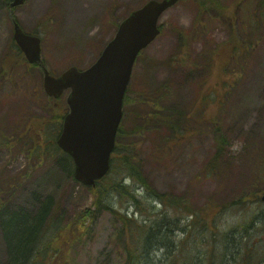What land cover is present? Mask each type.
I'll use <instances>...</instances> for the list:
<instances>
[{
    "label": "rangeland",
    "instance_id": "rangeland-1",
    "mask_svg": "<svg viewBox=\"0 0 264 264\" xmlns=\"http://www.w3.org/2000/svg\"><path fill=\"white\" fill-rule=\"evenodd\" d=\"M146 1L28 0L10 9L8 2L0 0V64L3 62L5 70L12 65L15 21L41 39L42 63L52 75L71 66L85 69L99 57L119 23ZM219 3L232 25L224 19L208 22L195 0L178 1L162 13L160 34L136 58L127 87V96L135 102L125 105L120 125L124 132L139 126L140 113L150 111L151 106L137 98L163 87L162 93L169 95L163 113L187 116L182 131L190 128L189 132L184 137L177 134V140L164 125L161 131L147 128L138 135L131 133L126 141L137 147L132 162L159 193L190 195L195 212L213 215V220H207L217 233L198 231L197 237L191 238L194 251L203 254L213 242L221 249L225 234H236L243 247H252L263 257L264 0ZM249 11L257 17L250 30L244 23ZM231 29L236 35L234 43L243 45L244 52L225 69L228 51L223 43L230 39ZM14 68L11 77L0 82V212L25 208L34 213L40 201L52 196L55 203L45 243L57 227L74 218L77 234L71 244L60 247L59 254L53 253L50 264H123L112 235L118 221L108 210L94 205L93 192L57 161L63 152L56 149L54 141L68 112V91L52 99L43 89L41 65L17 64ZM217 129L222 140L218 145ZM166 139L172 143L157 148L159 143L166 145ZM213 161L215 169L210 173L207 170ZM121 199L110 197L108 204L129 217L134 210ZM148 204L160 210L159 204ZM88 208L92 217L82 219ZM175 236L182 237L179 231ZM222 249L214 264H235L239 256L225 257V251L230 250ZM203 257H197L198 264ZM6 262L0 225V264ZM43 262L36 259L34 264Z\"/></svg>",
    "mask_w": 264,
    "mask_h": 264
},
{
    "label": "trees",
    "instance_id": "trees-1",
    "mask_svg": "<svg viewBox=\"0 0 264 264\" xmlns=\"http://www.w3.org/2000/svg\"><path fill=\"white\" fill-rule=\"evenodd\" d=\"M195 1L198 5H201V13L207 16L208 22L215 19H224L229 22V25H232L228 20L229 17L219 8V0ZM251 12L253 13V11ZM251 12H248L247 21L244 22L245 27L249 30L257 22V17L255 18L254 14L252 16ZM261 15H264V9L261 11ZM235 36V31L231 29L230 39L223 43V45H227L228 51L224 57V68L244 52L243 45L240 47L239 42L234 43ZM12 46L14 47L12 65H8L5 70L3 62L0 64V82L11 77L15 65L27 66L22 53L14 42H12ZM161 88L146 93L143 98H137L141 104L150 105L151 110L140 113V125L130 132L122 131L120 125L115 138L109 172L97 181L95 186L88 187L95 197L93 204L108 210L114 219L118 221L115 226H119L114 228L112 234L118 256L123 264H198L197 257L202 255L204 257L199 264H203L204 261V264H214L215 260L219 262L217 255L222 253V248L225 246L227 250H230L229 253L225 251V257L228 255L239 256L235 264H260L264 260V256L261 257L260 255L261 252L254 253L252 247H243L241 239L237 238L236 234L229 237L225 234L226 242L221 246V249H218L213 242L203 254H200L197 250L194 251V241H191V238H196L198 231L211 229L213 235L217 233L215 227L211 226L212 223L207 220L208 217L213 220V215L211 218L203 212H195L192 209L190 195L170 196L159 193L145 180L138 164L135 165L132 162L136 159L134 149L137 147L135 142L126 141L128 135L131 138V133H137L138 135L140 131L145 132L147 128L153 131H161L163 129L161 126L164 125L166 129L174 134L173 136L177 140L179 137L177 134L184 137L189 132V127L186 132L182 131L183 122L187 121V116L185 117L180 112L169 111L168 114L163 113V105L168 102L169 95L162 93L164 89ZM224 96V94L221 96L222 100ZM132 100L135 102V99H130L127 96L126 91L123 101V113L125 112V105ZM218 132L217 129L215 132L217 145L220 141L222 142L221 134ZM165 141L167 142L166 145L159 143L157 148L167 147L172 143L167 139ZM55 146L61 153L62 151L57 145ZM57 161L67 174L73 176V162L67 154L64 155L63 153ZM213 165L214 161L211 166H208L207 171H210V173L214 172L215 167ZM124 180H128V183H124ZM115 196L118 199L124 197L128 203L127 205L133 208V214L128 217L127 213L121 211V208H115L108 204V199L110 197L115 198ZM150 201L159 204L160 210H156L153 205L148 204ZM54 203L53 197L47 196L40 201L39 207L34 213L25 208L0 212V225L6 245V264H34L36 259L43 260L45 262L43 264H50L49 259L53 253L58 251L57 254H59L60 247L68 246L74 241L77 234V220L75 218L71 222H66L62 227H57L53 237L45 243L43 237ZM142 204H146V206L141 207ZM221 208L216 211L219 212ZM92 213V210L86 209L83 212L82 219L86 218L88 220L92 217ZM134 215H140L142 219H137ZM85 231H87V228L83 230V233ZM178 231L182 236L180 239L175 236V232ZM261 249L264 251L263 248Z\"/></svg>",
    "mask_w": 264,
    "mask_h": 264
},
{
    "label": "water",
    "instance_id": "water-1",
    "mask_svg": "<svg viewBox=\"0 0 264 264\" xmlns=\"http://www.w3.org/2000/svg\"><path fill=\"white\" fill-rule=\"evenodd\" d=\"M27 0H10L9 7ZM179 0H147L118 25L96 61L85 69L71 66L54 76L43 66V89L57 98L68 90V112L57 146L73 161V176L94 186L110 169L115 137L122 119L123 98L139 52L159 34L162 13ZM13 39L29 63H41L40 38L13 24ZM264 201V193L261 196Z\"/></svg>",
    "mask_w": 264,
    "mask_h": 264
}]
</instances>
